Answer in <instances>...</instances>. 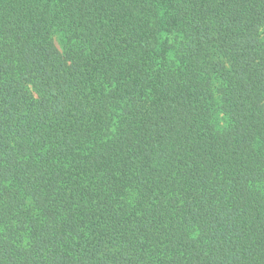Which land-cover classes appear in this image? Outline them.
I'll return each mask as SVG.
<instances>
[{"label": "trees", "instance_id": "1", "mask_svg": "<svg viewBox=\"0 0 264 264\" xmlns=\"http://www.w3.org/2000/svg\"><path fill=\"white\" fill-rule=\"evenodd\" d=\"M0 264H264V0H0Z\"/></svg>", "mask_w": 264, "mask_h": 264}]
</instances>
